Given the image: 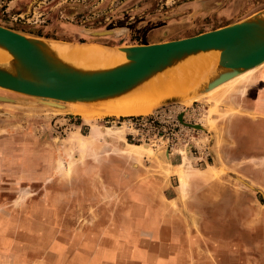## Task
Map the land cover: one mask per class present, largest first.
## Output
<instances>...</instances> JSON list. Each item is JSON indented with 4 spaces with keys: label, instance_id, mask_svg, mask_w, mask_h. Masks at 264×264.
<instances>
[{
    "label": "rangeland",
    "instance_id": "rangeland-1",
    "mask_svg": "<svg viewBox=\"0 0 264 264\" xmlns=\"http://www.w3.org/2000/svg\"><path fill=\"white\" fill-rule=\"evenodd\" d=\"M263 11L264 0H0V25L42 40L113 48L190 37ZM241 84L252 96L258 83L252 78ZM237 85L239 81L229 83L188 104L161 106L149 115L97 117L88 123L47 105L44 99L0 89V98H5L0 99V203L7 204L1 212L15 220L22 216L20 229L24 232L20 235L7 227L0 250L10 246L20 253L30 240L39 247L47 246L63 220L75 241L82 240L83 233L91 235L90 230L113 227L115 222L126 233L138 230L140 241H150L153 235L140 230H157L164 235L162 243L170 240L176 244L180 234L184 241L198 244L191 235L195 223L184 218L189 212H183L178 202L186 197L182 203L193 213L198 189L191 190L190 185L217 181L243 187L257 176L246 174L249 178L241 183L238 174L227 172L225 161L218 166L215 162L232 144L228 136L231 120L252 116L235 104L239 98L230 93L232 89H226ZM93 130L96 134L91 137ZM74 132L80 138L68 142ZM229 160L237 162L233 157ZM249 160L251 165H264V158L256 159L258 164ZM134 187L139 192L144 189L151 204L145 196H136ZM251 196L260 204L250 202L249 212L259 216L264 213V190H253ZM141 198L147 206H137ZM226 209L228 205L211 208V229L222 239L236 241L234 231L244 228L239 208ZM201 224L202 229L208 227L204 221ZM244 232L253 238L250 229L244 228ZM95 237L91 235L84 244ZM140 252L133 250L134 262L142 259ZM147 252L143 251L144 260L160 263L154 249L149 247ZM114 253L118 259L125 256L118 254L119 249ZM249 253L242 255L264 263V251ZM46 256L33 259L29 254L11 252L0 254V264H49ZM63 260L55 258L54 262Z\"/></svg>",
    "mask_w": 264,
    "mask_h": 264
},
{
    "label": "crops",
    "instance_id": "crops-1",
    "mask_svg": "<svg viewBox=\"0 0 264 264\" xmlns=\"http://www.w3.org/2000/svg\"><path fill=\"white\" fill-rule=\"evenodd\" d=\"M251 78L255 79L258 83L256 88L253 87L252 96H248V91H246L248 89H246L245 86H236L235 88L226 87L227 90L232 89L230 93L234 95L235 99L239 98L236 100L235 104L246 110L248 114L250 111L252 116H235L233 120H231L228 136L231 137L232 144H230V147H227L228 145L226 146L225 152H222L221 156H216L217 161L215 162L218 166L219 161H222L221 163L225 161L226 164H223L227 172L238 174L241 178L237 179L240 180L241 183H245L244 180L249 178L246 174L252 173L257 176L251 178L253 183L247 184L246 181L243 187L240 186L241 188L238 186L235 187V184L232 182L223 184L217 181H209L203 185L202 183L198 184L193 182V185H190L189 188H191V190L198 189V192H195L197 197L194 199L193 213L191 209H189V211L184 207L186 204L182 203L186 202V197L181 198L178 202H180L179 207L183 206V212H189V215H184L183 213L184 218L195 223L192 230L194 233L191 235L199 245L184 241L182 238L184 236L180 234L177 235L179 240H177L176 244L169 242L170 240L167 242L163 241L162 243L160 239L164 237V235L157 230H140L153 234L151 237L152 240L140 241L137 237L138 230L132 229L130 233H126L123 229L117 228L115 222L113 223V227H103L97 230L98 232L90 230L93 232L91 235L96 237L88 240V243L84 244V240L89 239L91 236L90 233H83L81 238L76 236V238L82 240L75 241L66 221L61 219L63 222L60 223V229L58 228V230H63L64 233L55 230V236L51 238V242H48L47 246L39 247V244H37L38 242L30 240V244L24 246L20 253L11 251V247L7 246L1 247L0 254L6 255L11 252H16L19 255L29 254L33 259H40L43 255L47 254L46 257L48 258L49 264H56L54 259L60 257L64 259L60 264H108V261L111 264H155L147 261V259L144 260L145 257H143V251L147 254L150 247L155 250V257L160 261V263L157 264H246V262L248 264H264L255 256L250 258L249 256L242 255L243 253H249V251L252 252V250L258 254L264 251V213H258L259 216H255L249 212L250 202L255 205L260 204L258 199L255 200V198L251 196L252 191L264 190V181L261 182L263 178L262 175H264V165H251L252 161L249 160L250 158L254 160L264 158V66L262 65L253 71ZM239 94L241 97H239ZM245 137L249 138L246 139ZM252 137H259L260 141L257 142L258 140H254ZM213 156L215 155L212 154V157ZM231 157L237 159L235 164L230 163L229 159ZM238 159H242L240 163ZM257 162L256 160L253 163L258 164ZM178 175L180 176V174ZM138 190L137 187L133 188V193H135L136 196H145L144 194H146V191L144 189H140L142 190L141 192ZM85 200L87 201V199ZM70 202L71 201H69V204ZM141 204L147 206L145 199L141 198L140 204L137 203V206ZM221 204L224 207L228 205L229 210H237V208H239L240 224L254 233L253 238L246 236L244 228H238L236 232L234 231V234L238 238L236 241H228L225 238L222 239L220 234L218 235L212 231L213 213L211 212V208L213 209L214 206L217 205L218 207L222 206ZM134 205L135 203L132 200L131 206L134 207ZM3 207H7L4 201L0 203V238H4L7 227L10 228L12 232L16 230L20 235L24 233L20 229L22 216L18 215V219L15 220V218H12L11 214L5 215L1 212V208ZM263 207L264 204L261 205V208ZM226 210L227 212L229 211L228 209ZM203 221L205 222L204 225L208 226L204 227V229H202L201 224ZM130 222H132V220H130ZM82 230L85 231L86 227H82ZM80 243L82 244L80 245ZM197 247H199V251H197ZM226 247H231L233 251L225 250L224 248ZM222 248L224 250H221ZM116 249H119L118 254L121 253L125 255L121 257L122 259H118L116 253L112 254ZM134 249H136V251L141 250L140 255L142 258L135 260V262L130 256Z\"/></svg>",
    "mask_w": 264,
    "mask_h": 264
},
{
    "label": "water",
    "instance_id": "water-1",
    "mask_svg": "<svg viewBox=\"0 0 264 264\" xmlns=\"http://www.w3.org/2000/svg\"><path fill=\"white\" fill-rule=\"evenodd\" d=\"M45 42L0 25V46L14 59L9 67H0V89L65 104L97 101L121 95L189 58L219 51L215 74L185 97L200 98L213 86L264 63V11L190 37L118 47L128 62L105 70L73 68L47 51ZM185 98H166L156 109Z\"/></svg>",
    "mask_w": 264,
    "mask_h": 264
},
{
    "label": "bare ground",
    "instance_id": "bare-ground-1",
    "mask_svg": "<svg viewBox=\"0 0 264 264\" xmlns=\"http://www.w3.org/2000/svg\"><path fill=\"white\" fill-rule=\"evenodd\" d=\"M43 45L47 51L52 52L63 63L84 71L111 69L128 62L125 53L121 52L118 47L109 48L92 44L76 45L50 41L45 42ZM218 59L219 51H210L205 55L189 58L177 66L156 74L135 86L133 89L115 97L91 102H69L63 106L58 102H52V99H46V104L75 114L84 123L92 122L97 117L149 115L166 98H185L187 94L195 90V87L199 83L214 75L217 69ZM13 60L12 55L0 46V67H9ZM262 65L264 66V63ZM256 69L258 67L213 86L207 94L212 95L220 88L232 82L236 83L239 81L240 85H237V87L245 86L241 83L249 82L252 79L251 75L253 71ZM197 98H185L182 100V103L188 104ZM91 133L93 134L91 137H94L96 131L93 130ZM79 135L78 132H74L68 136L67 141L76 143L78 138H80Z\"/></svg>",
    "mask_w": 264,
    "mask_h": 264
}]
</instances>
